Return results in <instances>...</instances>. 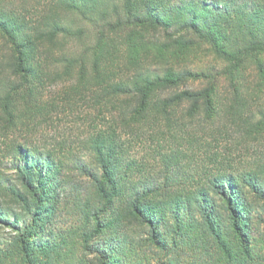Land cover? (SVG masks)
Returning a JSON list of instances; mask_svg holds the SVG:
<instances>
[{"label": "trees", "instance_id": "obj_1", "mask_svg": "<svg viewBox=\"0 0 264 264\" xmlns=\"http://www.w3.org/2000/svg\"><path fill=\"white\" fill-rule=\"evenodd\" d=\"M0 264H264V0H0Z\"/></svg>", "mask_w": 264, "mask_h": 264}, {"label": "rangeland", "instance_id": "obj_2", "mask_svg": "<svg viewBox=\"0 0 264 264\" xmlns=\"http://www.w3.org/2000/svg\"><path fill=\"white\" fill-rule=\"evenodd\" d=\"M71 83L68 82V85ZM67 84L64 85H58L51 87V92L57 91L60 88H63ZM83 113L80 112V108H78L74 112L66 111L65 113H62L60 115V119L57 123H55L54 126L50 127L52 129L47 131V140L44 141L45 143H48L50 146H57V142L60 141H67V145L71 146V150L75 152V156L72 158V160L68 161V171L66 172V182H67V194L70 196L72 192L74 191V188L76 190H81L82 186L87 185V179L82 177L80 173L75 171L76 165L74 163H85L92 167V161L90 160L88 153L86 151H82L77 148L79 146V142L83 140L85 133L83 134V126H81L82 122L80 118H82ZM58 126V127H57ZM57 127L56 129H54ZM147 142H145L146 144ZM139 145H136L135 152L140 156H148L149 155V144H146V147H137ZM149 149V150H148ZM70 159V158H69ZM61 224H64L65 226H73L76 221L78 220V216L75 213L73 206H71L63 215L60 217Z\"/></svg>", "mask_w": 264, "mask_h": 264}]
</instances>
